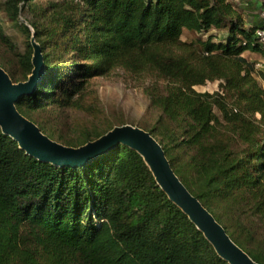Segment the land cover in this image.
<instances>
[{
    "label": "trees",
    "instance_id": "trees-1",
    "mask_svg": "<svg viewBox=\"0 0 264 264\" xmlns=\"http://www.w3.org/2000/svg\"><path fill=\"white\" fill-rule=\"evenodd\" d=\"M234 1V0H233ZM248 4V2H246ZM229 0H5L0 68L31 75L34 41L44 74L17 111L50 140L79 148L114 127L95 78L149 76L150 128L186 190L256 264H264V2L252 27ZM249 6V5H248ZM241 10V11H240ZM196 35V45L181 39ZM222 37V38H221ZM219 83L214 92L195 88ZM64 112L79 114L66 122ZM121 124L120 126H122ZM119 127V126H118ZM0 264H228L156 183L143 158L118 145L80 167L24 153L0 128Z\"/></svg>",
    "mask_w": 264,
    "mask_h": 264
},
{
    "label": "water",
    "instance_id": "water-1",
    "mask_svg": "<svg viewBox=\"0 0 264 264\" xmlns=\"http://www.w3.org/2000/svg\"><path fill=\"white\" fill-rule=\"evenodd\" d=\"M33 66L26 82L14 84L0 68V128L24 153L40 162L56 167H80L95 160L118 145L137 152L150 169L156 183L203 234L216 254L228 264H256L228 237L224 229L195 199L172 171L159 143L138 127L119 126L79 148L64 147L41 133L38 127L24 118L16 109V103L31 96L44 74L40 48L31 42Z\"/></svg>",
    "mask_w": 264,
    "mask_h": 264
},
{
    "label": "rangeland",
    "instance_id": "rangeland-1",
    "mask_svg": "<svg viewBox=\"0 0 264 264\" xmlns=\"http://www.w3.org/2000/svg\"><path fill=\"white\" fill-rule=\"evenodd\" d=\"M5 0H0V3ZM234 6L239 5L241 2L242 15L246 27H252L255 19L258 17V11L255 10V4L263 2V0H229ZM248 2V4H246ZM249 5V6H248ZM4 15L0 14V19L4 22V28L8 35H10L13 41L18 45L22 51L24 48V38L13 26L8 23ZM222 38V37H221ZM181 39L190 40L196 45V35L190 34L187 31H183ZM245 57L255 63L264 65V53L257 54H245ZM92 87L96 90L101 100L102 108L105 114L106 121L100 125V129L108 126L118 127L121 124L132 127H144L150 128L154 125L158 113L149 108V100L145 94L146 88L152 86H161V83L149 76H137L129 75L122 72H118L114 75L106 78H95L92 81ZM219 83H207L202 86H198L195 89L199 92H214L219 88ZM264 88V85H262ZM63 118H66V122H71L76 119H82L79 114L66 113ZM140 129V128H139Z\"/></svg>",
    "mask_w": 264,
    "mask_h": 264
},
{
    "label": "built area",
    "instance_id": "built-area-1",
    "mask_svg": "<svg viewBox=\"0 0 264 264\" xmlns=\"http://www.w3.org/2000/svg\"><path fill=\"white\" fill-rule=\"evenodd\" d=\"M264 2V0H263ZM261 17H264V10L261 12ZM258 41L264 46V29H258L255 33ZM254 68L256 71H264V65L255 63Z\"/></svg>",
    "mask_w": 264,
    "mask_h": 264
}]
</instances>
